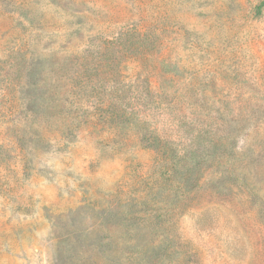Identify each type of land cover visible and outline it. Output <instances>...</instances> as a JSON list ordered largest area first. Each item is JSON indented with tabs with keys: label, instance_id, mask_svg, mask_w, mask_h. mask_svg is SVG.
Listing matches in <instances>:
<instances>
[{
	"label": "rangeland",
	"instance_id": "rangeland-1",
	"mask_svg": "<svg viewBox=\"0 0 264 264\" xmlns=\"http://www.w3.org/2000/svg\"><path fill=\"white\" fill-rule=\"evenodd\" d=\"M0 264H264V0H0Z\"/></svg>",
	"mask_w": 264,
	"mask_h": 264
}]
</instances>
